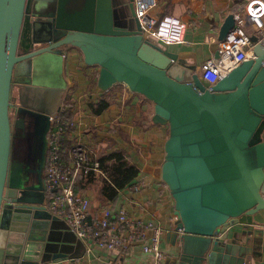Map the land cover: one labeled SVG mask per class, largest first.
Segmentation results:
<instances>
[{"label":"water","instance_id":"95a60500","mask_svg":"<svg viewBox=\"0 0 264 264\" xmlns=\"http://www.w3.org/2000/svg\"><path fill=\"white\" fill-rule=\"evenodd\" d=\"M116 1L129 9L120 22ZM235 24V13L228 14L220 41ZM252 40L256 57L211 84L145 33L135 0H0V264H33L56 243L45 179L24 177L11 163V111L18 100L20 112L51 127L67 88L17 80L18 68L25 79L70 48L99 66L100 89L125 84L154 102L155 123L169 126L161 179L181 231L175 264H248L228 256L220 261L218 253L230 248L219 238L224 225L264 212V43L256 35ZM47 151L46 140L41 171Z\"/></svg>","mask_w":264,"mask_h":264},{"label":"crops","instance_id":"0c3cea01","mask_svg":"<svg viewBox=\"0 0 264 264\" xmlns=\"http://www.w3.org/2000/svg\"><path fill=\"white\" fill-rule=\"evenodd\" d=\"M247 2L156 0L148 17L155 21L166 14L180 17L188 25L185 40L168 44L147 35L162 47L179 53L202 74L205 62L218 53L219 31L224 19L230 13L240 12ZM114 5L116 21L120 22L129 9L118 1ZM64 58L69 84L61 110L66 107L68 114L80 119L79 134L97 151V157L103 149L124 150L139 169L138 176L120 189L111 202H102L98 183L82 190L91 200V213L96 215L103 206L109 205L116 210L126 209L132 217L157 222L162 227L164 259L157 262L155 255L145 252L140 244L134 245L129 253L113 252L93 240L79 238L63 219L56 217L51 231L56 243L50 247L51 252L43 251L39 256L42 259L33 264H175L181 253V231L176 228L175 200L161 179L169 126L155 123L152 119L154 102L125 84H116L106 91L100 89L97 84L99 66L86 64L79 49H66ZM104 97L110 102L108 108L95 113L92 103ZM219 238L223 247L230 246L228 251L218 253L220 261L228 256L230 260L243 258L248 264H264V212L231 220L222 227Z\"/></svg>","mask_w":264,"mask_h":264},{"label":"built area","instance_id":"2783aa9c","mask_svg":"<svg viewBox=\"0 0 264 264\" xmlns=\"http://www.w3.org/2000/svg\"><path fill=\"white\" fill-rule=\"evenodd\" d=\"M156 0H135L137 15L146 34L173 44L185 40L187 23L178 16L166 14L158 21L148 16ZM235 27L224 40L219 41V57L208 59L202 76L211 84L223 78L243 61L256 57V35L264 43V0H248L240 12L235 13ZM66 107L51 117L48 139L49 154L45 170L46 201L48 210L63 219L70 231L83 240H93L102 247L125 254L140 244L145 252L164 259L161 249L162 227L157 222L132 217L124 208L109 205L93 215L91 200L77 189L82 174L94 171L104 174L97 153L79 134L81 121L67 113ZM150 233V234H149Z\"/></svg>","mask_w":264,"mask_h":264},{"label":"flooded vegetation","instance_id":"af4514ba","mask_svg":"<svg viewBox=\"0 0 264 264\" xmlns=\"http://www.w3.org/2000/svg\"><path fill=\"white\" fill-rule=\"evenodd\" d=\"M19 107L20 104L17 100L12 105L11 111L13 130L11 163L15 164V170L19 173L21 172L24 177H31L38 182L43 178L45 179L46 167L44 171H41L40 158L45 141L47 140L48 143L51 127H45L30 112H20ZM19 118H25V120L16 125Z\"/></svg>","mask_w":264,"mask_h":264},{"label":"trees","instance_id":"16d2710c","mask_svg":"<svg viewBox=\"0 0 264 264\" xmlns=\"http://www.w3.org/2000/svg\"><path fill=\"white\" fill-rule=\"evenodd\" d=\"M109 104L110 102L104 97L99 102L92 103V109L99 114L106 110ZM97 159L104 174L97 175L94 171L82 174L77 189L79 191L86 190L91 188L92 184L98 183L100 185L98 194L102 202H111L116 199L120 189L138 176L139 169L136 164L131 162L124 150L108 152L103 149Z\"/></svg>","mask_w":264,"mask_h":264},{"label":"rangeland","instance_id":"374dc122","mask_svg":"<svg viewBox=\"0 0 264 264\" xmlns=\"http://www.w3.org/2000/svg\"><path fill=\"white\" fill-rule=\"evenodd\" d=\"M48 59L49 61H46V63H44V65H42V67H40L39 69H35L34 72L25 79L24 69L19 67L17 73V80H26L29 82L33 81L34 83L40 85L64 86L67 88L69 83L68 77L65 74V58L63 54L60 53Z\"/></svg>","mask_w":264,"mask_h":264}]
</instances>
